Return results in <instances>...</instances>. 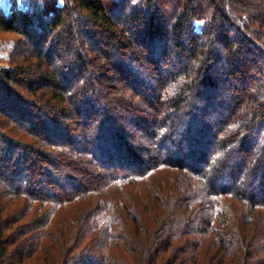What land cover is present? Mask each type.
Segmentation results:
<instances>
[{"label": "trees", "instance_id": "1", "mask_svg": "<svg viewBox=\"0 0 264 264\" xmlns=\"http://www.w3.org/2000/svg\"><path fill=\"white\" fill-rule=\"evenodd\" d=\"M0 30V264H264V0H36Z\"/></svg>", "mask_w": 264, "mask_h": 264}, {"label": "rangeland", "instance_id": "2", "mask_svg": "<svg viewBox=\"0 0 264 264\" xmlns=\"http://www.w3.org/2000/svg\"><path fill=\"white\" fill-rule=\"evenodd\" d=\"M36 0H0V9L7 12L9 9L29 7ZM61 5V3H59ZM201 23L196 22L198 29ZM19 36L0 30V69H10L13 65L15 49L18 48ZM20 47V46H19Z\"/></svg>", "mask_w": 264, "mask_h": 264}]
</instances>
